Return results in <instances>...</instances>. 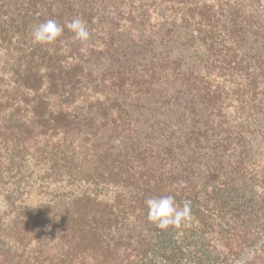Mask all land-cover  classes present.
<instances>
[{
    "label": "trees",
    "instance_id": "obj_1",
    "mask_svg": "<svg viewBox=\"0 0 264 264\" xmlns=\"http://www.w3.org/2000/svg\"><path fill=\"white\" fill-rule=\"evenodd\" d=\"M0 199V264H264V0H0Z\"/></svg>",
    "mask_w": 264,
    "mask_h": 264
},
{
    "label": "clouds",
    "instance_id": "obj_2",
    "mask_svg": "<svg viewBox=\"0 0 264 264\" xmlns=\"http://www.w3.org/2000/svg\"><path fill=\"white\" fill-rule=\"evenodd\" d=\"M67 28L74 33L75 39L86 42L90 38V31L87 22L81 17H75L64 24H59L55 19H48L39 23L31 32L34 43L51 44L59 38L64 29ZM148 209V217L157 223L160 228L169 225H179L182 221L191 218V203L185 201L180 207L172 195L149 197L145 201Z\"/></svg>",
    "mask_w": 264,
    "mask_h": 264
},
{
    "label": "rangeland",
    "instance_id": "obj_3",
    "mask_svg": "<svg viewBox=\"0 0 264 264\" xmlns=\"http://www.w3.org/2000/svg\"><path fill=\"white\" fill-rule=\"evenodd\" d=\"M40 169H41V172L45 170V168L35 167V166H33L32 163H29L25 168V174H26V179L29 180L30 182L28 184H25V187H21L22 192H26L25 188H28L29 190H31L32 194H33V196L32 195L31 196L33 198H37V199H38V196H40V198H43V196H46V194H44V192L42 190V188H43L42 184L44 181L39 179ZM14 185L13 184L10 185L9 186L10 189H12V186L14 187ZM9 187L7 188V190H9ZM82 187L86 188L87 186H82ZM77 189L80 190V188H77ZM111 189L112 188L110 187V190ZM66 190H69V187L66 186ZM40 192H42V193H40ZM37 194H39V195L37 196ZM3 195H4V193L1 194V197H3ZM6 207H7V205H6L5 201H3V199H0V210H4ZM85 256H86L85 253L82 252L79 254V252H78L77 259H75V260L70 259L69 262H71L72 264H102L103 259L100 255V252H98V253H97V251L91 252L89 258H87ZM83 257L86 258V261L83 260Z\"/></svg>",
    "mask_w": 264,
    "mask_h": 264
}]
</instances>
